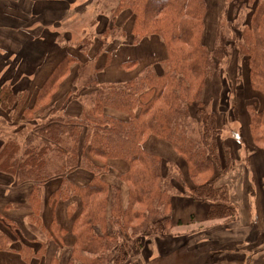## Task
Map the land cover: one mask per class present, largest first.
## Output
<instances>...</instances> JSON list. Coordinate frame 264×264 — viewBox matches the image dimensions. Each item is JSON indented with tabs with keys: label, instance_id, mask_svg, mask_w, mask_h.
Listing matches in <instances>:
<instances>
[{
	"label": "trees",
	"instance_id": "16d2710c",
	"mask_svg": "<svg viewBox=\"0 0 264 264\" xmlns=\"http://www.w3.org/2000/svg\"><path fill=\"white\" fill-rule=\"evenodd\" d=\"M125 11L134 20L130 37L134 46L153 37L163 41V68L159 72L150 63L126 81L102 84L99 74L110 65L114 49L108 52L103 67L98 65L100 55L107 53L113 43L128 39V33L117 22ZM209 11V0H119L111 9L108 28L99 36L102 44L96 59L81 61L73 54L67 55L37 94L32 110L26 108L29 92L16 93L7 84L0 88V108L9 111L13 119L33 116L38 111L48 116L35 125L31 134L25 128L4 139L0 149L2 174L16 178L18 184H39L29 203L35 227L49 236L41 219L43 185L62 180L50 197L49 202L55 205L74 197L82 200V211L72 228L75 243L66 264H124L130 251L139 254L148 236H171L175 227L183 226L172 220L173 198L179 195L206 203V222H231L236 218L238 212L229 190L217 186L233 170L235 157L223 142L218 111L206 104V86L208 80L224 76L223 66L236 49L249 65L252 90L264 97V0L220 1L215 30L208 25ZM209 31L215 36L211 45L207 43ZM93 46L92 39H85L76 48L89 57ZM74 65L79 66L73 84L77 89L68 103L76 100V92H81L88 104L76 118L52 104ZM121 66L131 72L138 61ZM193 107H197L195 116ZM248 116L252 143L264 153V107L257 110L255 105L249 106ZM150 137L170 144L186 162L191 188L181 173L176 175L175 163L165 164L162 157L144 148ZM117 161L127 166L116 176L128 189L127 202L120 185L107 178ZM79 169L93 175L82 186L68 179ZM175 181L182 182L181 190ZM0 223L12 232L18 229L6 218L1 217ZM52 232L51 238L63 247L64 233L60 234L55 221ZM13 243L0 230V253L14 252ZM47 250L48 243L38 251L24 245L18 254L30 264L46 256ZM51 264L60 261L55 257Z\"/></svg>",
	"mask_w": 264,
	"mask_h": 264
},
{
	"label": "crops",
	"instance_id": "0c3cea01",
	"mask_svg": "<svg viewBox=\"0 0 264 264\" xmlns=\"http://www.w3.org/2000/svg\"><path fill=\"white\" fill-rule=\"evenodd\" d=\"M118 1L119 0H0V88L7 84L11 85L16 93L24 91L29 92L26 108L32 110L36 102L37 94L41 88L49 80L59 63L67 55L71 54L69 50L67 51L64 45L66 41H69L72 37V30H74L72 27L78 22L79 18H82V16H84L83 18H86L87 16L88 22H91L90 25L92 29L90 30L89 35L91 37H93V35L99 37L110 24V16L106 13L111 12V9L116 6ZM77 35H79V33ZM123 47L124 45L120 42L112 44L113 49H122ZM159 47L162 49L161 45ZM78 53H80L79 49H77L76 54ZM96 54L97 52L93 55L89 54V57H86L85 59H96ZM112 56L114 64H118L119 53L116 52ZM158 56L159 58H156V61L161 58L160 53ZM100 60L98 61V65L100 67L105 66V64H100ZM124 62L127 61L120 62V65ZM139 64L134 71H125L126 74H130V78L137 75L145 66L150 64V62L148 59V62L145 61L141 65V60L139 59ZM113 66L106 70L113 69ZM78 69V65L72 67L69 76L61 83L58 91L52 99V104L55 108L59 109L62 113H66L75 118L80 115L77 116L72 114L68 110V105L71 103H68V98L74 91L73 84L77 77ZM73 72L74 75L70 77ZM117 73H120V71L117 70ZM118 79V77L113 78V80H111V78H104V81H106L104 83L101 81L99 74V81L102 84L126 81ZM215 80L213 85H216V94L213 96L212 94L210 95L209 92L207 93V97L209 101L220 103V106H218L220 109L217 110L220 115L221 126L224 127L230 117L228 115L229 110L228 106L225 107L223 106L224 103H222V96H224V98L226 97V95L223 94V85L221 81L218 82ZM249 87L251 88V85ZM230 89H232L231 86ZM235 90L237 99L235 102L233 101V107L234 112L238 115L237 121L240 125L238 135L242 139L246 148V155L244 156L245 161L241 162V158L236 154L235 163H237L238 166V173H243L244 175V182L240 181V183L233 185L231 180L228 181L229 178H232L231 176L225 179L226 183H217L218 187L232 189L233 193H230V199L236 206L238 213L236 216L237 219L233 224L228 226L225 225V227H215L216 229L209 232H212L213 234L211 241H216L217 239L215 237L218 235H223L225 237L221 239L222 241H235L234 247L225 251L224 261L223 263L220 262V264H252V262H254V257H256V254L258 253L252 251L253 247L260 242L262 234L264 233V164L261 157H264V153L261 149L250 146L252 143L251 141L249 142L250 137L247 134V130L249 132L250 123L248 107L252 105L257 106L255 101L254 104H251V98L253 97L254 92L250 91L247 87L241 86V83L236 88L233 85L232 92ZM221 93L222 96L220 97ZM227 94H230L229 89ZM227 100L230 102V99ZM261 105H263V103ZM40 113L41 111H38L35 115H30L29 117L20 115L13 119L9 111L0 108V149L2 148V141H4V139L15 136L25 128L29 130L31 134L35 125L48 118L47 115L41 116ZM233 139H238L237 135L236 137L234 136ZM238 151H241L240 147L238 148ZM254 160L257 163L256 169L253 162ZM176 161H179V159L174 160L177 164ZM114 165L115 170H113L107 177L111 183V179L116 178L113 176L114 171L117 176L118 172H124L127 169L124 168V163L122 162L117 161ZM7 177L10 176L4 175L0 172V218L3 217L12 221L18 226V229L12 232L11 230L2 227L0 223V230L6 232L14 242L12 246L14 252L0 253V264H25L21 257V261H18V256L15 253H18L24 245L35 247V250L38 251L42 244L50 242L49 239L54 236V232H52L54 221L60 226V234H62L61 231L65 233L64 236L62 235L64 246L60 247L57 242L51 238V242L54 244L51 247L50 245L48 246L49 250H47V255L41 259L32 260L30 264H51V261L55 257L60 261L57 257L58 255H53V251L62 252L66 249H70L71 251V248L75 243L73 233L74 240L71 241L67 238L69 233L68 229H65L60 221L62 214L64 218H66V221L69 220V217L66 214L65 205L62 203L60 204V202L64 201H60L56 205L49 202L51 195L60 188L62 180H53L42 186L43 210L41 219L43 220L44 227L50 233L48 236L45 231L43 232L39 230L38 226L35 227L33 223V213L29 208L30 197L39 184H18L16 178L10 179L11 177ZM83 177L89 179L91 175H83ZM70 178L69 175L68 179L80 186L87 184L75 182ZM247 183L249 186H247ZM78 198L81 201V210L78 214H75L76 206H78L76 201H71L68 205V207H71L69 216H72V214L74 215L72 227L70 229L71 232L74 221L82 211V200L80 197ZM123 199L127 202L128 196H123ZM60 206L61 209L59 213ZM207 210L208 205L206 203L195 202L185 197H176L173 200L172 220L175 225L182 222L186 227L200 225V223H206ZM241 219H243L242 225ZM204 234L205 231L200 233V230L192 229L186 235H188V238L190 239L197 235L202 236ZM154 241V243L152 242L153 245L151 242L145 243L141 250L142 253L140 251L138 254L139 260L140 258H143L141 262L138 261V264H149L151 259L157 256L165 257L167 255H161L168 252L166 249L167 247L157 244V239ZM179 246L181 245H176L175 249ZM182 247L191 248L192 245L190 242H186V245L181 246V248ZM244 249L252 252L245 253L246 251ZM171 250L172 248L169 249V252H171ZM154 252H157L158 254L153 255ZM147 253L152 254L149 255ZM68 259L64 261V264L68 262ZM212 259L215 260V256ZM60 264H62V261H60Z\"/></svg>",
	"mask_w": 264,
	"mask_h": 264
},
{
	"label": "rangeland",
	"instance_id": "374dc122",
	"mask_svg": "<svg viewBox=\"0 0 264 264\" xmlns=\"http://www.w3.org/2000/svg\"><path fill=\"white\" fill-rule=\"evenodd\" d=\"M222 2L224 0H209V6H210V11H209V20H208V25L212 30H215L216 28V22L218 20V6H219V2ZM226 1H230V0H225ZM231 4V2H230ZM245 13V12H244ZM240 14V15H243ZM109 16L111 15V12L106 13ZM93 15V13H92ZM246 15V13H245ZM84 16H82V18H79L78 22L72 27L74 30H72V37L70 38L69 41H66L64 47H66L67 51L69 50L71 54L77 56L80 58V60L82 61L83 59H85V55L83 56L81 53H77V48L76 46L78 44H82L84 39H92L94 46L90 49V54L93 55L95 52L99 51L101 48V44L102 41L100 40L99 37H97L96 35H93V37H91L89 35V32L91 29V22H88L87 16L86 18H83ZM232 23L235 25L237 24L238 21H236L235 18L231 17ZM117 22L123 26L124 30L128 33V39L122 41L121 43H123L124 47L121 49H114V51L112 52V55L115 54L116 52L119 53L118 56V60L117 63L118 64H114L113 61V56H112V60L111 63L108 67L105 68L104 71H102L100 73V78L102 82H106L104 81V78H111V80H113V78L118 77V80H127L130 74H126L125 70L121 69V65L120 62L123 61H132V60H138V64H139V59L141 60V65L143 64V62L147 61L149 59L150 63H153L156 65L157 70L159 72H161L163 66H162V60L166 57V53H165V48H164V44L163 41L158 38V37H153V38H148L147 41L143 42L140 46H134L131 41H130V37L132 35V28H133V23L134 20L130 14V12H123L121 13V15L118 17ZM79 33V35H77ZM155 38V39H154ZM214 39L215 36H213L212 32L209 31L208 33V39H207V43H209V45L214 43ZM118 43V42H116ZM159 43L162 46V49L159 47L160 45L157 44ZM155 45V46H154ZM121 49V50H120ZM112 50V46L109 47L107 53L101 54L100 55V64H105L107 63V55L108 52H110ZM236 49L233 50V52H231V57L229 59V62L226 63L223 66V70H224V76H220L217 77L216 76V80L215 77L211 80H208L207 82V86H206V104H208V108L211 110H216L218 111L220 109V103H216V102H212L208 100V94L210 92V95L212 94L213 96H215L216 94V85H213L214 80L215 81H221L222 85H223V94L226 95L227 99H230V102L226 99V97L224 98V96H222V93L220 94V97L222 96L223 101L222 103H224L223 106L227 107L228 106V112H229V118H228V122L227 124L224 125V131L222 132V139L223 142L228 145L231 149V152L233 153V156L235 157V155L237 154L239 158H241V162H244V156L246 148L243 144L242 139L239 137L238 135V131L240 129V125L237 121V117L238 115L236 114V112H234V105H233V101L235 102V100L237 99L236 96V90L232 92L233 89V85L236 88L237 86L240 85L243 87H247L248 89H250V91H253V97L251 98V104H254V101L257 103V110H261L264 106V97L255 92L254 90H252L249 86L250 84V71H249V65L247 63L246 60H244L243 58H240L239 55L236 54ZM162 52V53H161ZM160 53L161 58L159 59V61H156V58H159L158 54ZM148 57V59H147ZM114 65V66H113ZM140 65V64H139ZM113 66V69H109L106 70L110 67ZM117 70L120 71V73H117ZM74 75V72L71 73L70 77ZM230 76V77H229ZM69 77V78H70ZM68 78V79H69ZM230 86L232 89H230ZM74 87V91L75 89H77L75 86ZM228 89L230 91V94L228 95ZM232 92V93H231ZM235 92V93H234ZM70 94V93H69ZM68 94V95H69ZM76 95H78V97L74 98L76 100H73L69 105H68V110L72 113L75 114L77 116L81 115L83 112V107L88 108V104L86 102L85 95H82L81 92H76ZM74 94V95H75ZM228 95V96H227ZM219 97V98H220ZM229 103V105H228ZM263 103V105H261ZM218 109V110H217ZM193 116H195L196 111H197V107H193L191 109ZM120 115V114H117ZM232 117V118H231ZM233 119V120H232ZM250 119V118H249ZM246 134V133H245ZM247 134L251 139V133H250V128H249V132L247 130ZM238 137V139H233L234 136ZM249 139V142L252 140ZM147 144L144 146V148H146V150H148L149 152H152L154 154H157L158 156L163 158V161L165 164H170L172 165L175 159H179V161H176L177 164H173V166L175 167V170H177L176 175H178V173H181L182 178L184 180L185 183L188 184V187H192L193 183L191 182V180L189 179V175H188V168H187V164L186 162L179 157L175 151L173 150V148L171 147L170 144L163 142L159 139H157L156 137H150L147 140ZM152 141V142H150ZM232 142V144H231ZM250 146H254L253 143L250 144ZM241 148V151H238V148ZM255 147V146H254ZM253 147V148H254ZM234 148V149H233ZM262 157V161L264 164V157ZM254 166L255 169L257 168V163L254 160ZM172 163V164H171ZM124 168L126 169L127 166L124 164ZM238 166L237 163H234L233 165V170H231L229 173H227L226 175H224V177L219 181L220 183H226L225 179L229 178L232 176V178L228 181L231 180V183L237 184L240 183V181H243V173H238L237 171ZM254 169V170H255ZM116 172L114 171L113 176L116 177ZM83 175H91V177L93 176L91 173L84 171V170H76L73 173L70 174V179H72L75 182H80V183H88V181L91 179V177L89 179H85L83 177ZM253 177V176H252ZM10 178V177H7ZM12 179V177L10 178ZM55 180H59V179H55ZM112 183H116L117 185H120L121 191H122V195L123 196H128V189L121 184V182L117 179V178H112L111 179ZM252 181V179H251ZM183 182V183H184ZM218 182V183H219ZM182 183V182H179ZM178 182H174L175 186L181 190L182 185H179ZM247 186H249V184L247 183ZM188 187H186L188 189ZM229 190V192L232 194L233 191L230 188H227ZM238 191V189H237ZM176 197H182V196H176ZM175 197V198H176ZM174 200V198H173ZM71 201H76L78 203V206H76L75 209V214H78V212H80L81 210V201L80 199L74 198L72 200L69 201H65V202H60V204H64L65 205V210H66V214L69 217V220L66 221V218H64L63 214L61 215V223L62 226L66 229H68L69 233L67 238L71 241L74 240V237L72 235L71 232V227H72V222H73V214L72 216H69V211H70V206L68 207V205L71 203ZM60 209L61 206L59 207V213H60ZM68 209V211H67ZM173 210V208H172ZM238 211V210H237ZM237 217L232 220L231 222L229 221H223V220H219V221H210V222H206L203 223L201 225H194V226H180V227H175L172 230V234L171 236H166L165 238H160V237H150L146 239V242H153L155 239H157V244L162 245V246H166L167 251L164 254L161 255H165L167 254L165 257H155L153 259L150 260L149 264H220V262L223 263L224 261V254L225 251L228 249H231L232 247H234L235 241H222L221 239L225 238L223 235H218L215 238L217 239L216 241H211L212 240V232H209L213 229H216L217 227H225V225H231L236 221ZM243 224V219H241V225ZM216 227V228H215ZM205 228V229H203ZM200 230V233L205 231L204 235H197L196 237H192V238H188V235H186L187 233L190 232V230ZM199 232V231H198ZM197 233V232H196ZM195 233V234H196ZM65 235V233L63 234V236ZM211 235V236H210ZM176 236V237H174ZM151 239V240H149ZM155 242V241H154ZM153 242V243H154ZM186 242H190V244L192 245L191 248H181V246H185ZM152 243V245H153ZM54 243L48 242V246L50 245L53 246ZM176 245H181L178 248L175 249ZM49 248V247H48ZM134 248V247H132ZM131 248V249H132ZM137 247H135L134 249H136ZM171 252H169V249H171ZM192 249V250H191ZM49 250V249H48ZM218 250V251H215ZM246 252H258L256 254V257H254V262H252V264H264V233L262 234V238L260 240L259 243H257L254 247L252 251H248L246 249H244ZM263 250V251H261ZM57 252V253H56ZM142 253V251H141ZM18 256V261L20 262V255L18 253H15ZM58 255L57 257L60 259V261H62V264H64L71 254L70 249H66L62 252H58V251H53V255ZM149 255H151L152 253H147ZM154 254H158L157 252L153 253ZM146 256V255H145ZM215 256V260L212 259ZM150 257V256H149ZM143 258H140L139 260V255H138V251L134 250V251H130L129 254V258L127 259V261H125L124 264H138V261L141 262ZM43 264V263H42ZM47 264V263H46Z\"/></svg>",
	"mask_w": 264,
	"mask_h": 264
}]
</instances>
